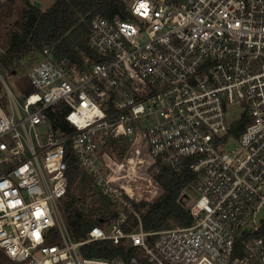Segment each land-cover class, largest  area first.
Instances as JSON below:
<instances>
[{
	"label": "built area",
	"instance_id": "2783aa9c",
	"mask_svg": "<svg viewBox=\"0 0 264 264\" xmlns=\"http://www.w3.org/2000/svg\"><path fill=\"white\" fill-rule=\"evenodd\" d=\"M127 11L92 16L89 52L77 60L44 48L25 73L32 90L22 103L0 75L7 264H264V0H132ZM57 115L72 130L54 128ZM139 135L152 174L157 163L186 161L196 176L189 225L145 230L147 204L138 210L117 176L103 173L109 141ZM229 139L238 146L226 150ZM67 147L114 213L80 239L62 209ZM94 241L118 252L85 255Z\"/></svg>",
	"mask_w": 264,
	"mask_h": 264
},
{
	"label": "trees",
	"instance_id": "16d2710c",
	"mask_svg": "<svg viewBox=\"0 0 264 264\" xmlns=\"http://www.w3.org/2000/svg\"><path fill=\"white\" fill-rule=\"evenodd\" d=\"M16 2H20L21 6L13 13ZM96 14L106 18L129 17L124 0H54L44 9L34 0H0V28H3V32L0 30L1 66L11 75L22 60L36 57L46 47L52 50L55 57L79 59L80 52H89L86 26ZM16 80V86L22 92L32 90L26 74ZM5 103L6 95L0 83V104L4 106ZM53 125L60 130H72L62 115L56 116ZM244 126L245 119L242 117L230 132L237 136ZM122 141L123 138L112 139L107 146L122 153ZM67 152L68 185L62 209L70 233L75 239H80L94 223H102L100 219H105L107 213H114L108 198L76 163L70 154V147H67ZM157 164L159 171L152 174V179L158 193L149 201L139 200L136 205L141 210L147 204L146 210L141 213L143 228L160 230L174 224L189 225L193 216L182 198L191 191L196 176L186 161L179 169ZM87 198L92 200V205H85ZM87 247L84 251L87 256H110L118 252V248L102 241L91 242ZM8 262L9 258L0 250V264Z\"/></svg>",
	"mask_w": 264,
	"mask_h": 264
},
{
	"label": "rangeland",
	"instance_id": "374dc122",
	"mask_svg": "<svg viewBox=\"0 0 264 264\" xmlns=\"http://www.w3.org/2000/svg\"><path fill=\"white\" fill-rule=\"evenodd\" d=\"M41 3V7L44 9L48 7L54 0H34ZM126 5L130 4L132 0H124ZM20 2H16L13 7V13L19 10ZM3 32V28H0ZM2 39L0 38V43ZM39 57V54L32 59L22 60L20 66L16 71L8 75L0 64V75H2L15 96V99L22 103V91L16 86V79L27 72V69L35 62ZM239 114L238 109L234 110L230 118H235ZM229 118V119H230ZM141 139H134L128 141L123 138L122 146L124 148L122 153H118L117 150H110L108 146L105 147L106 156L102 162V171L104 174L117 176L115 184L121 186L127 191L133 199L141 201L151 200L157 193L158 187L152 179L153 166L151 164V157L148 153L147 146ZM237 139H229L225 145L226 150L234 149L238 146ZM85 172V171H84ZM87 174V173H86ZM87 176V175H85ZM182 198L185 202V206L188 207L191 203L193 195L185 194ZM91 197V196H89ZM134 200V201H136ZM85 205H92V200L87 198ZM260 216H264V207L261 208ZM177 225V224H176ZM175 224L173 225L176 226Z\"/></svg>",
	"mask_w": 264,
	"mask_h": 264
},
{
	"label": "water",
	"instance_id": "95a60500",
	"mask_svg": "<svg viewBox=\"0 0 264 264\" xmlns=\"http://www.w3.org/2000/svg\"><path fill=\"white\" fill-rule=\"evenodd\" d=\"M38 6H40V2L39 1H34Z\"/></svg>",
	"mask_w": 264,
	"mask_h": 264
},
{
	"label": "snow or ice",
	"instance_id": "6c2138e0",
	"mask_svg": "<svg viewBox=\"0 0 264 264\" xmlns=\"http://www.w3.org/2000/svg\"><path fill=\"white\" fill-rule=\"evenodd\" d=\"M141 7H144V5H141Z\"/></svg>",
	"mask_w": 264,
	"mask_h": 264
},
{
	"label": "crops",
	"instance_id": "0c3cea01",
	"mask_svg": "<svg viewBox=\"0 0 264 264\" xmlns=\"http://www.w3.org/2000/svg\"><path fill=\"white\" fill-rule=\"evenodd\" d=\"M40 5H41V3H40Z\"/></svg>",
	"mask_w": 264,
	"mask_h": 264
}]
</instances>
